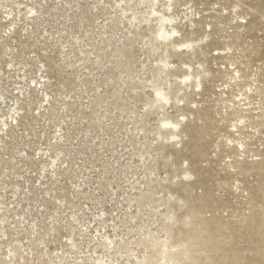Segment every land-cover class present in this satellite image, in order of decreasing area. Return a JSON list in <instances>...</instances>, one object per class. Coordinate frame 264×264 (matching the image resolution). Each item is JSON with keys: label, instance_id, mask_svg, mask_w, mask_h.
<instances>
[{"label": "rangeland", "instance_id": "374dc122", "mask_svg": "<svg viewBox=\"0 0 264 264\" xmlns=\"http://www.w3.org/2000/svg\"><path fill=\"white\" fill-rule=\"evenodd\" d=\"M0 264H264V0H0Z\"/></svg>", "mask_w": 264, "mask_h": 264}, {"label": "bare ground", "instance_id": "6f19581e", "mask_svg": "<svg viewBox=\"0 0 264 264\" xmlns=\"http://www.w3.org/2000/svg\"><path fill=\"white\" fill-rule=\"evenodd\" d=\"M154 13H157L154 12ZM161 19V25L160 28L158 30V34H159V38L161 39L162 42L166 43V44H170L178 49H180V46H186L187 49H189V43H183L182 45H173L175 41H173V37L175 36V34H177V32L175 31V29L171 28V31L166 32V30L164 29V22L169 23L170 21L168 19H165L163 17L160 18ZM162 66L167 68L169 66V64H166L165 62H161ZM200 76H192L191 74H186L184 76L183 79H186L187 81L190 79H193L195 82V87H199L200 86ZM182 80V79H181ZM193 84V83H192ZM186 88H189V84L185 85ZM162 90V89H161ZM158 95L160 96V98L162 99V103L163 104H167L170 101L169 96L166 94V92H164L162 90V95L160 93H158ZM177 103H181V100H177ZM182 125L179 121H172V120H164V128L168 130L169 132V136L170 139L173 138L174 140H178L179 136L178 133L180 131L179 126ZM176 143H179V141H177Z\"/></svg>", "mask_w": 264, "mask_h": 264}]
</instances>
